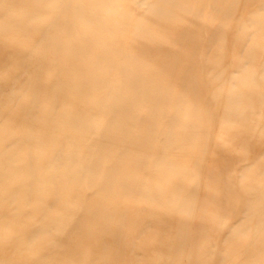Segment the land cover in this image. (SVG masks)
I'll use <instances>...</instances> for the list:
<instances>
[{
  "label": "bare ground",
  "instance_id": "1",
  "mask_svg": "<svg viewBox=\"0 0 264 264\" xmlns=\"http://www.w3.org/2000/svg\"><path fill=\"white\" fill-rule=\"evenodd\" d=\"M0 264H264V0H0Z\"/></svg>",
  "mask_w": 264,
  "mask_h": 264
}]
</instances>
